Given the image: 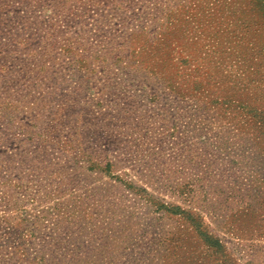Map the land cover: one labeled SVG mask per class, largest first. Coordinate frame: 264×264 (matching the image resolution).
<instances>
[{
  "label": "rangeland",
  "instance_id": "1",
  "mask_svg": "<svg viewBox=\"0 0 264 264\" xmlns=\"http://www.w3.org/2000/svg\"><path fill=\"white\" fill-rule=\"evenodd\" d=\"M0 264H264V0H0Z\"/></svg>",
  "mask_w": 264,
  "mask_h": 264
}]
</instances>
